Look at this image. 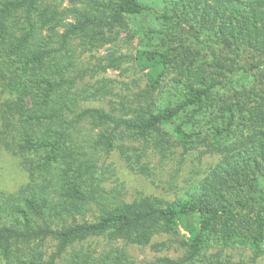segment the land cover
Listing matches in <instances>:
<instances>
[{"label":"trees","instance_id":"obj_1","mask_svg":"<svg viewBox=\"0 0 264 264\" xmlns=\"http://www.w3.org/2000/svg\"><path fill=\"white\" fill-rule=\"evenodd\" d=\"M43 1L0 0V147L19 160L24 174L15 190L0 188V264H54L15 248L48 237L61 241L60 252L101 235L149 242L154 224L184 227L190 258L212 243L248 244L264 254V0H234L229 13L222 0H69L108 6L114 16L109 26L127 15H154L161 24L162 29L144 31L146 43L135 61L149 71L151 89H164L166 100L157 112L129 121L96 109L74 116L81 105L60 52L36 46L57 17L49 6L42 9ZM188 8L190 13L196 9L197 21L181 46L197 51L174 63L177 55L168 44V31L182 24ZM19 13L29 22L28 31L14 41L11 32ZM85 20L94 23L90 15ZM226 90L233 91L231 102L225 99ZM89 115L142 134L171 125L184 146L202 133L223 155L174 202L129 203L117 190L102 187V171L85 156L81 120ZM94 207L101 212L95 221L69 224L70 217ZM70 254L64 264H139L124 247L103 257L84 247ZM182 263L163 258L157 264Z\"/></svg>","mask_w":264,"mask_h":264},{"label":"rangeland","instance_id":"obj_2","mask_svg":"<svg viewBox=\"0 0 264 264\" xmlns=\"http://www.w3.org/2000/svg\"><path fill=\"white\" fill-rule=\"evenodd\" d=\"M43 2L42 9L49 6L56 11L57 17L48 23L36 46L44 45L60 52L58 56L66 64L65 76L73 94L77 95L76 102L81 105L74 108L75 117L86 109H96L117 121H129L146 118L164 106V89H151L149 71L135 61L146 43L144 31L151 27L162 29L154 15H127L115 26H109L114 16L106 5L69 0ZM220 2L228 13L235 4L234 0ZM194 11L196 9L190 13V9H186L181 17L182 24L168 31V38L172 37L168 44L174 48L175 57L177 55L174 63L188 59L197 51L181 46L185 35L192 36V25L197 21ZM19 15L15 17L18 26L11 32L14 41L28 31L29 22L23 13ZM86 15H90L94 23H87ZM191 44L194 45L192 40ZM232 94V90H226L227 102H231ZM81 124L85 130L81 135L87 152L85 156L89 155L96 163L99 173L102 171V187L107 191L117 190L118 197L129 203L146 199L154 205L165 206L174 202L210 173L223 155L220 147L204 138L202 133L194 134V144L184 146L171 125L142 134L117 122L100 120L95 115L83 118ZM23 175L19 160L0 147V188L15 190L24 180ZM100 214L99 207H94L86 215L70 217L69 224L95 221ZM149 229L153 234L149 242H128L101 235L72 243L65 252H60L61 241L48 237L19 243L15 248L44 263L53 261L54 264H64L70 253L82 247L95 257L124 247L139 264H157L163 258L179 260L182 264H264V254H257L252 246L243 243L228 246L212 243L202 254L190 258L187 245L190 235L184 227L169 229L154 224Z\"/></svg>","mask_w":264,"mask_h":264}]
</instances>
